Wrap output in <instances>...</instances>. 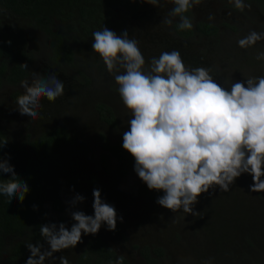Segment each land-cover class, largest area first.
I'll list each match as a JSON object with an SVG mask.
<instances>
[{
	"label": "clouds",
	"instance_id": "9594fccd",
	"mask_svg": "<svg viewBox=\"0 0 264 264\" xmlns=\"http://www.w3.org/2000/svg\"><path fill=\"white\" fill-rule=\"evenodd\" d=\"M140 2L163 7L161 0ZM166 2L173 7L163 23L171 26L172 18L178 17L177 30L191 31L193 22L185 13L202 0ZM229 3L239 11L251 8L245 0ZM208 19L213 20L214 15L209 14ZM92 37L91 49L113 77L129 117L127 130L122 132V148L132 156L133 170L147 188L163 193L156 199L158 205L173 213L183 210L201 217L195 210L201 195L212 196L217 189L230 191L242 174L252 177L250 192H264V74L243 76L245 79L235 82L229 74L220 83L211 67L186 65L178 49L146 61L140 41L130 38L127 29L117 34L104 25ZM262 40L264 32L252 30L238 39L237 45L248 49ZM256 59L264 60V51ZM21 66L28 68L27 64ZM32 75L31 83L21 81L23 92L16 99V109L33 121L41 116L42 98L55 102L65 94V83L57 74L46 78H35V72ZM8 142L0 139V152ZM9 159L0 155V177H9L0 179V196L23 203L30 187L26 180H20ZM92 195L93 214L69 209L70 227L63 221L39 226L47 247L41 242L26 243L30 255L25 264H45L48 258L70 264L66 255L56 257L54 253L74 249L83 236L98 234L103 225L109 231L116 230L123 216L118 217L115 206L102 198L101 189L94 188ZM85 199L77 193L68 203L75 208ZM115 264H121V259ZM204 264H211V260Z\"/></svg>",
	"mask_w": 264,
	"mask_h": 264
},
{
	"label": "rangeland",
	"instance_id": "374dc122",
	"mask_svg": "<svg viewBox=\"0 0 264 264\" xmlns=\"http://www.w3.org/2000/svg\"><path fill=\"white\" fill-rule=\"evenodd\" d=\"M161 3V8L149 4L141 11H117L113 23L107 28L117 34L127 29L130 38L140 41L146 61L153 56L158 57L163 51L178 49L186 65L211 67L214 77L220 83H224V77L229 74H232L234 82L245 79L243 76L264 74V60L256 59V55L264 51V40L248 49L237 45V40L252 30L264 32L263 9L252 2H245L251 4V8L246 7L239 11L230 5L229 0H202L199 6L191 10V15L204 19H208L209 14L214 15L211 21L217 26L215 35L204 37L196 34L182 37L163 23L165 18H170L168 11L166 12L169 2L161 0ZM87 37L85 36L86 41L83 44L79 45L78 42L76 59L80 62L79 65L88 81L82 87V78L77 76V94L81 95L70 94L67 88L60 98L63 101L68 99L65 106L69 108V112L77 114L73 116L74 119L77 117L79 122L85 121L82 124L62 121L67 123L68 127L74 128L78 138L74 140L68 154L69 169L67 172H57L44 166L36 167L48 199L56 198L61 205V210L56 212L50 209L48 201L46 223L58 224L63 221L70 227L73 221L69 209L93 214L92 191L99 188L102 198L115 206L118 217L123 216L122 222L118 219L123 236L107 230L106 225L101 227L97 235L111 246L117 255L124 256L129 264H144L138 254L139 247L144 244L159 245L163 248L161 264H204L205 260H211V264H230L232 252L239 255L244 250L250 253L253 259L261 255L259 263H264L261 253L264 251V192L249 191V185L253 183L250 175L242 174L228 192H220L217 189L212 196L201 195L199 203L195 205V210L200 212L201 217H193L183 210L173 213L156 202L139 196L136 192L135 174L116 175L112 170L113 157L100 149L109 159L108 170L102 168L100 158L103 154L95 149V145L98 146L96 132L101 131L108 138L122 135V132L127 130L129 117L113 77L106 72L102 61L98 60L97 54L91 49L93 37ZM33 72L36 73L35 78L49 74H57V78L59 76L55 70L48 68L41 57L30 65V75L27 79L30 82L34 78ZM0 97L4 103L0 106V127L8 139H19L36 126L62 124L57 118L50 121H32L26 116H21V121L18 119L16 122L12 118L19 116L17 105L14 107L15 103L8 102L10 99L5 95L0 94ZM96 99L109 101L116 118L114 126L99 119L92 104ZM39 111L42 114V108ZM69 112L67 115H70ZM77 193L86 199L71 208L68 202ZM87 236L89 235L83 236V242ZM246 240H249L250 244ZM37 242L45 243L43 238L31 243ZM83 242L74 249L56 252L54 256L66 255L70 264H73V255L83 246ZM29 255L30 251L26 248L18 257L17 264H25ZM5 263L4 257L0 255V264ZM45 264L60 262L48 258ZM249 264H252V261Z\"/></svg>",
	"mask_w": 264,
	"mask_h": 264
},
{
	"label": "trees",
	"instance_id": "16d2710c",
	"mask_svg": "<svg viewBox=\"0 0 264 264\" xmlns=\"http://www.w3.org/2000/svg\"><path fill=\"white\" fill-rule=\"evenodd\" d=\"M251 1L264 10V0ZM147 6V3H141L140 0H0L3 16L13 15L15 18L7 28H2L0 23V73H5L2 80L9 83L18 82L28 70L21 65L27 64L33 57L31 50H27L25 46L22 23L41 29L47 39L61 46L60 49L67 62L71 64L73 49L68 43L69 39L81 45L86 41L85 36L92 37V33L100 30L104 25L109 27L117 11L142 10ZM185 15L188 16V12ZM178 22L179 19L174 20L171 26L176 34L182 37L189 36L194 29L210 36L215 35L217 31L215 24L198 20L191 31L180 32L177 30ZM65 31L70 32V37ZM8 41L11 43L9 44ZM53 52L58 51L53 50ZM48 57L54 59L51 54ZM94 107L99 119L111 126L115 125L116 118L109 105L98 101ZM97 136L98 145L113 157L114 173L118 176L135 174L137 194L156 202L157 197L163 193L150 191L138 178L133 170L132 156L122 148V135L111 139L103 132L97 131ZM3 138L7 136L0 127V139ZM72 139V131L67 127H46L34 135L24 133L19 139H8V144L0 152L5 158L10 157L9 162L14 166L16 174L20 176L21 181L26 180L30 187V192L26 194L23 203L18 200L8 202L6 197L0 196V255L4 257L5 264H17L18 257L27 248L26 243L42 238L39 226L48 221L45 215L48 201L50 209L56 212L61 210L58 199H48L36 167L44 166L57 172H67L69 169L67 149ZM107 157L104 153L100 158V164L105 170H108ZM8 178L7 174L0 177V179ZM33 205H37L35 210ZM113 232L120 237L123 236L118 221L117 228ZM246 242L250 244L249 240ZM263 252L261 253L264 257ZM138 254L144 264H161L163 248L159 245L144 244L139 247ZM230 256L232 261L229 262L230 264H249L251 261L252 264H260L261 258V255H257L256 259H253L245 250L239 255L232 252ZM118 258L121 259V264H129L124 256L117 255L114 249L96 234L88 236L74 256L73 264H115Z\"/></svg>",
	"mask_w": 264,
	"mask_h": 264
},
{
	"label": "flooded vegetation",
	"instance_id": "af4514ba",
	"mask_svg": "<svg viewBox=\"0 0 264 264\" xmlns=\"http://www.w3.org/2000/svg\"><path fill=\"white\" fill-rule=\"evenodd\" d=\"M245 2H252V3H254L256 5V3L251 1V0H249V1L245 0ZM230 5L234 8L233 4H230ZM172 6H173V4H171L169 2L168 3V7L166 8V12L167 11L169 12V10L172 8ZM144 9H142V10H144ZM122 11H124V10H122ZM125 11H128V10H125ZM136 11H141V10H135V11H132V12H136ZM0 17H2L0 19V23H1V27L2 28H7L11 22H14V19H15L13 15H10V17L3 16V13H0ZM188 17L192 20L193 25L198 20L215 24L211 20L192 16L191 15V10L188 12ZM172 19L174 21V20H177L179 18L176 17V18H172ZM22 26L24 28V36H25V39H26V45H25L26 49L27 50H31V52L33 53V57L31 59V61H28V63H27V65H28L27 73L24 76H22L19 79L18 82L9 83L7 81H3L2 79H3L4 75H5V73H0V79H1L0 80V94L5 95L6 97H8L10 99L8 102L15 103L14 107H16V105H17L16 104V99L23 92V88L21 87V81L22 80H27L29 78L30 65H31L32 61H34V60L38 59L39 57H41V60H43V61H45L47 63L49 69H52L53 71L55 70L58 73V75H59L58 79H60L62 82L65 83V91L68 88V91H69L70 94L73 93V94H76L77 96L81 95V94H77V91L79 90L78 89L79 81H78V79L76 77L79 76L80 78H82V80L80 82L82 87H84L86 85L88 79L86 77V74L83 73V70L81 69V67L79 65L80 62H78L77 59H76L78 43L76 41H72L71 39H69L68 43L70 44V46L73 49L72 63L70 64V63L67 62V59L64 56V53L61 51V49H60L61 46L56 44L55 42H53L49 38L47 39V37L44 35V33L42 32L41 29H39L37 27H32V26L24 24V23H22ZM169 27H170L171 30L174 31L172 26H169ZM65 34L70 37V32L65 31ZM196 34L200 35V36H204V37H209L210 36V35H205L203 33H199L195 29L192 31V33L189 36L196 35ZM189 36H187V37H189ZM53 50L54 51L57 50L58 52L54 53ZM50 54H51V56L52 55L54 56V59H51V58L48 57ZM69 71L72 72V73H68ZM66 74H68V75H66ZM43 77L46 78L47 76L43 75ZM71 79L75 80V81L72 82ZM1 91H3V92H1ZM5 91H8V92H5ZM60 98H58L55 102H49V101H47L46 98H43L42 114H41L40 118H38V119H40V121H43V120L44 121H50V120H53L54 118H57V119L60 120V122H62V121H64V122L71 121L74 124L77 123V122L79 124H82L83 122H85V121L81 122V120H80V122H81L80 123L79 119L77 117H76V119H74L73 116L74 115L76 116L77 114H74V112H71V111L69 112V108L65 106V102L68 103V99L63 101ZM98 101H102L105 104L110 106L108 100L96 99L92 103L93 104V108H95L94 104L96 102H98ZM81 103H83V102H81ZM3 104L4 103L2 101V103H0V106L3 105ZM111 109L113 111L112 107H111ZM68 112L70 113V115L69 114L67 115ZM18 119L21 121V115L20 114H19V116H14V118H12V120H14L16 122H17ZM64 122H62V124L61 123H56V124H47V125L39 126V127L36 126L35 129H34L35 131L33 129H30V130H33L34 132L28 130V132H25V133H28L30 135H34L35 133H37L38 131H40L43 128L54 127V126H63V127L69 128L72 131L73 139H72V142L70 143V145H69V147L67 149V158H68V154L70 152V148L72 147V144H73L74 140H78V138L75 136L76 132L74 131V128L68 127V124L67 123L65 124ZM96 134H97V132H96ZM96 137H97L96 142L98 143V136H96ZM113 138H115V137H113ZM113 138H111V139H113ZM95 146H96L95 149H97L99 153L101 152L100 149H102L104 152H106V154L108 153L106 150H104L99 145L98 146L95 145ZM101 154H102V152H101ZM97 158H99V157L97 156ZM97 158H95V159H97ZM87 238H88V236H87ZM84 242H83L82 245H84ZM80 249L81 248H79L75 252V254L73 255V258L78 253V251Z\"/></svg>",
	"mask_w": 264,
	"mask_h": 264
}]
</instances>
